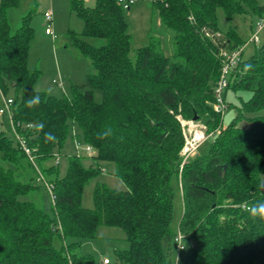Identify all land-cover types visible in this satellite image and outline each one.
Here are the masks:
<instances>
[{
    "label": "trees",
    "instance_id": "obj_1",
    "mask_svg": "<svg viewBox=\"0 0 264 264\" xmlns=\"http://www.w3.org/2000/svg\"><path fill=\"white\" fill-rule=\"evenodd\" d=\"M18 2L0 0V94L12 93V134L0 130V264H94L81 253V241L101 225L124 231L128 249L115 252L120 264H170L161 241L168 240V250L170 242L175 247L169 227L172 175L182 197L178 232L192 242L185 264H264V219L248 211L264 203V45L230 73L228 87L250 95L221 129V115L213 110L219 50L243 42L233 30L224 38L205 34L218 31V9L228 19L264 18V6L255 0H154L161 23L173 33V53L165 55L150 42L131 59L125 9L117 0H94L92 7L69 0L83 22L71 46L88 61L90 88L72 87L67 96L35 90L39 70L27 67L32 12L15 31L6 18ZM33 98L38 102L30 105ZM247 114H253L249 127H238L235 120ZM194 117L206 134L217 136L207 157L184 161L183 124ZM69 135L78 148L60 176L56 156ZM80 150L93 164H81ZM52 159L54 164L42 167ZM99 161L113 162L125 189L96 185L87 209L81 206L82 189L100 171ZM38 172L51 185L48 212L34 203ZM58 234L75 240L56 250Z\"/></svg>",
    "mask_w": 264,
    "mask_h": 264
},
{
    "label": "rangeland",
    "instance_id": "obj_2",
    "mask_svg": "<svg viewBox=\"0 0 264 264\" xmlns=\"http://www.w3.org/2000/svg\"><path fill=\"white\" fill-rule=\"evenodd\" d=\"M130 1L132 3L129 9L123 10V18L127 23L128 34L130 35L129 57L133 59L136 49L148 45L150 42H157L163 54L171 55L173 53V33L161 23L157 11L152 6L154 0ZM255 1L258 5L264 6V0ZM83 4L84 6L92 7L94 0H83ZM47 10L52 13V30L57 36L55 40L45 34L43 13ZM29 11L32 12L30 26L33 31V39L28 51L27 67L30 70H39L38 80L34 84L35 90L54 95L59 93L60 95L71 96L72 87L81 91L89 89L87 74L90 72V67L88 61L74 52L70 40L71 35L82 32L83 22L71 10L69 0H19L16 8H10L6 12L7 22L11 31L19 28L22 18ZM259 20L260 18L256 14H248L247 16L234 14L228 19L222 10L218 9L216 12L217 33H220L224 38L227 31L233 30L243 42L240 45L242 47L241 59L246 60L250 58L256 48L264 45V27L257 33V42L248 41ZM53 90H56L57 94L53 93ZM93 94L94 100L100 102L101 92L95 89ZM11 95V92L6 95L0 94V108L3 107V98H10ZM249 95V92L234 90L231 85L227 87L225 96L227 108L221 114V129H224L234 121L235 114L241 103L246 101ZM251 116L253 114H247L245 117L235 120L236 125L241 128L249 127L250 122L247 118ZM193 122V125L196 126L202 124L197 121ZM186 123L183 125L187 134ZM0 130L7 132L9 135L12 134L8 118L4 114H0ZM74 132L79 134L76 127H74ZM216 136L217 132L206 134V138L197 145L194 155L187 160L192 161L196 158L207 157ZM79 142L84 145L81 138H79ZM75 154L74 143L69 135L59 155L56 156V167L60 176L66 170L68 156ZM79 157L84 167L93 164L92 158L87 156L82 150L79 151ZM54 163L52 159L42 165V167L44 168V166ZM98 165L100 171L95 177L88 180L82 189L81 206L87 209L93 207V191L96 185H104L118 190L125 189L124 183L114 175L113 162L99 161ZM169 182L172 188V212L169 227L171 235H175L179 231L178 224L183 208L182 197L179 179H177L176 175H172ZM261 185L264 186V174L261 175ZM38 186V191L34 196V203L48 212L50 209L49 194L41 182L38 183ZM74 240V238H62L58 234L54 235L52 244L56 250L64 251L65 245ZM181 243L184 249L177 252L171 242L168 250V240L166 238L161 241L162 250L167 254V261L170 264H185V258L192 247V242L188 237H185ZM127 249L128 243L124 231L117 227L104 225L96 228L94 237L83 239L80 247L81 253L90 255L94 264H101L103 259H107L109 264H120L115 257V252H122Z\"/></svg>",
    "mask_w": 264,
    "mask_h": 264
},
{
    "label": "built area",
    "instance_id": "obj_3",
    "mask_svg": "<svg viewBox=\"0 0 264 264\" xmlns=\"http://www.w3.org/2000/svg\"><path fill=\"white\" fill-rule=\"evenodd\" d=\"M117 1L121 5V7L125 10L129 9L132 3L130 0H117ZM43 19H44V24H45V34L51 36L52 40H55L57 36L52 30V13L50 10H47L43 13ZM262 27H264V18H260L259 22L255 26L254 32L251 33L248 41H251L253 43L257 42V33L262 29ZM205 34L206 36H211V37L214 36L216 38H221V34L217 32L212 34L207 31L205 32ZM241 53H242L241 46L234 50H226L224 48H221L219 50L218 58L220 61V69H219V75H218L216 84L213 89V92H214L213 110L216 113H219L220 115L227 108V105L225 104V100H224L225 91L230 83V78H229L230 73L239 65V62L241 60ZM11 103H12L11 99L4 98L3 107L0 108V114H5L6 116L10 117L11 115L10 104ZM193 124L194 122L192 120L186 123L187 134H186V129L183 128L184 144L182 147V155L184 157L183 159L184 161L187 160L190 156L194 155L197 145L206 138L205 126L202 124L197 125V126ZM18 140H19L20 145L22 146L24 153L27 155L29 160L32 163H34L35 159H34V156L32 155L31 150L28 147H26L22 143V141H20V139ZM75 148L76 149L78 148V144L75 145ZM84 150L89 155L93 154L92 149L89 146H85ZM37 182H41L42 184H44L47 190V193L49 194L50 200H52L53 193H52L51 185L45 181L44 177L42 176L40 172H38ZM183 238H184V235H182L180 232H177V234L173 238L177 252L184 249L181 243ZM101 264H109V261L107 259H103Z\"/></svg>",
    "mask_w": 264,
    "mask_h": 264
},
{
    "label": "clouds",
    "instance_id": "obj_4",
    "mask_svg": "<svg viewBox=\"0 0 264 264\" xmlns=\"http://www.w3.org/2000/svg\"><path fill=\"white\" fill-rule=\"evenodd\" d=\"M36 102H38V98H33L32 100L29 101V104L31 105V104H34ZM248 211L251 214V216L260 217V218L264 219V203L254 204V205L249 207ZM181 249H183V248H181Z\"/></svg>",
    "mask_w": 264,
    "mask_h": 264
},
{
    "label": "crops",
    "instance_id": "obj_5",
    "mask_svg": "<svg viewBox=\"0 0 264 264\" xmlns=\"http://www.w3.org/2000/svg\"><path fill=\"white\" fill-rule=\"evenodd\" d=\"M62 88H63V86H62ZM56 89L58 90V88H56ZM52 92L55 93V94H57V91L56 90H53ZM58 95H60V94L58 93Z\"/></svg>",
    "mask_w": 264,
    "mask_h": 264
},
{
    "label": "water",
    "instance_id": "obj_6",
    "mask_svg": "<svg viewBox=\"0 0 264 264\" xmlns=\"http://www.w3.org/2000/svg\"><path fill=\"white\" fill-rule=\"evenodd\" d=\"M196 120V118L194 117L193 119H192V121H195Z\"/></svg>",
    "mask_w": 264,
    "mask_h": 264
}]
</instances>
